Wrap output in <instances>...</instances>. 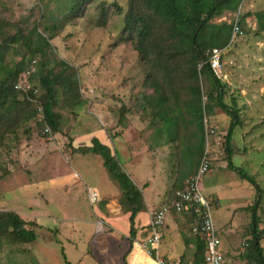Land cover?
Returning a JSON list of instances; mask_svg holds the SVG:
<instances>
[{
	"label": "rangeland",
	"instance_id": "1",
	"mask_svg": "<svg viewBox=\"0 0 264 264\" xmlns=\"http://www.w3.org/2000/svg\"><path fill=\"white\" fill-rule=\"evenodd\" d=\"M129 1L94 0L88 8L85 5L82 17L71 24L66 17L68 0H0V44L16 32H22L24 38L30 37L37 44L40 39L32 29L43 12L48 14L45 13L46 25L53 29L50 34L56 35L52 38V48L46 50V55L31 52L25 64L27 67L32 57L38 61L36 74L32 77L38 92L45 93L41 80L44 75L51 76V72L72 73L79 83V94L69 96V100L74 101V109L65 101L62 88L56 85V109L62 114L64 133L52 138L44 136L41 124L36 125L33 121L28 125L32 131L30 137L26 132L28 127L2 137L0 211L18 213L29 223V228L36 230L38 237L31 243H12L0 238V264H120L129 246L127 238L121 239L122 234L130 231L129 215L121 213L113 219L116 225L113 231L106 230L95 236V208L99 207V201L96 204L90 201L89 189L99 184L110 194L113 190L118 191V187L108 179L102 158L73 153L72 141L77 147L91 144L93 137L111 146L114 143L123 166L134 172L133 177L139 184L142 180L139 173L146 174L148 166L156 178L162 174L159 169L165 166L166 173L161 180H167L175 173L174 180L177 181L180 175V157L191 137H187V130H182L181 125L177 132L179 136H175L176 130L172 131L166 121L169 117L159 116V113L166 109L164 103L176 106L181 100L178 97L185 99L187 91L181 86L179 74L171 68L166 71L168 74L156 68L154 71L137 50L136 28L125 29ZM116 5L122 7L123 12H117ZM249 5L255 7L227 11L214 18V22L239 21V17L250 10L244 22V33L232 35L228 45L221 48L224 67L219 75L227 84L225 100L239 107L242 118V125L236 128L232 140V160L254 175L264 188V38L256 33L258 23L254 13L264 9V0H251ZM61 21L64 23L60 24ZM161 33L162 30L156 37L150 36L153 37L150 41L155 38L167 40ZM17 47L18 43H12L7 49L8 63L22 58L25 48H21V44ZM165 47L166 43L162 50L166 51ZM150 57L152 61L154 56ZM201 78L205 89L211 86L206 77ZM173 90L179 95L173 94ZM161 98H165L163 104ZM76 100L80 103L75 105ZM38 114L39 120L42 115L40 111ZM230 122L231 117L216 102L207 105L203 133L205 150L200 158L207 153L211 169L202 175L199 186L212 198L216 228H224L232 213L237 211L234 225L238 230L230 235L233 239L236 235L231 258L236 264H256L240 255L247 250V247L243 250L242 243L252 235V208L258 194L251 182L228 167L225 136ZM198 140L192 139V146ZM143 146L153 151V162L147 155L139 156ZM66 169L69 171H64ZM58 172H66L62 173L64 179ZM68 188L74 193L71 197L66 194ZM217 194H220L219 204ZM247 201L249 204L244 205ZM260 203L257 212L260 228L264 229V200ZM191 227H188L187 235L191 233ZM95 237L107 242L98 253ZM262 243L264 246V236ZM187 255L192 256V253L187 252ZM147 260L146 264H158L152 258L147 257ZM190 261L193 260L186 258L183 264H192ZM227 263L233 261L228 259Z\"/></svg>",
	"mask_w": 264,
	"mask_h": 264
},
{
	"label": "trees",
	"instance_id": "2",
	"mask_svg": "<svg viewBox=\"0 0 264 264\" xmlns=\"http://www.w3.org/2000/svg\"><path fill=\"white\" fill-rule=\"evenodd\" d=\"M93 2L94 0H68L66 17H69L71 24H75L80 18L85 5L88 8L89 4ZM243 2L244 0H130L125 13V29L136 28L135 46L145 60L150 62L154 71L156 68L157 71L161 70V72L168 74L166 71L171 68L176 74H179L181 86L187 91L185 99L177 98L181 100L176 106L165 103L164 105L162 101L165 98H161V103L166 109L159 113V116L169 117L166 121L172 131L176 130L177 133L180 129L179 125H181L182 130H187V137H191L186 150H183L180 157L182 164L180 175L170 187L167 194L168 198L164 204H170L175 192L185 186L186 178L198 171L199 164H201L199 160L202 159L200 157L205 150L204 115L207 105L216 102L231 117L228 133L225 136L228 167L236 170L241 178L251 182L258 194L256 205L252 208V235L248 239L249 246L241 256L255 261L256 264H264V246L262 243L264 229L260 228V216L257 212L258 205L264 200V188L257 182L254 175L235 165L232 160V140L236 128L242 125L240 109L235 103L229 104L225 100L227 84L208 62L210 50L224 48L228 45L233 35L235 23V21L229 23L225 20L216 23L214 18L224 15L227 11L238 12ZM116 6L117 12H123L122 7ZM49 12L50 14L53 13ZM45 13L47 14L46 11ZM45 13L43 12L32 29V32L36 33L40 39L37 44L30 37L24 38L22 32L8 35V38L0 44V143H4L3 135H14L21 128H27L33 121H36V125L41 124L40 128L44 136H49V133L46 132L47 126L53 136L64 133L62 114L60 111L59 114L56 109L58 103L56 85L62 88L61 91L66 95L65 101L67 100L69 107L74 109V101L69 100V96L79 94V83L72 73L54 74L51 72V76L49 74L44 75L41 80V86L45 90L43 94L41 92L34 93L33 88H16L22 73L28 67L25 64L29 54L33 52L34 54L46 55V50L52 48V38L56 35L50 34L53 29L46 25L48 22ZM255 15L258 23L256 33L264 38V9L257 11ZM248 16L249 13L239 17L238 22L242 29ZM2 19L3 17H1V21H4ZM151 21L152 24H150ZM62 23L64 21L60 22V24ZM137 24L140 25L137 26ZM40 27L42 28L39 29ZM62 27L65 28L64 24ZM161 30L162 36L165 34L167 40L160 41L155 38L150 41L153 38L150 36L156 37ZM12 43H18V47L21 44V48L24 47L25 51L20 60H11L8 63L6 61L9 56L7 49ZM165 43L166 51L162 50ZM151 55L154 56L152 61ZM200 65H202L201 68ZM35 74L36 72L32 74L31 79ZM202 76L210 81L211 86L207 89L203 86ZM172 92L179 95L177 90ZM79 103V100L75 101V105ZM39 105L43 107V110L42 118L40 117L38 120ZM62 112L64 114L66 111ZM27 130L26 132L30 137L32 134L30 127ZM179 134L177 133L175 136H179ZM194 138L199 140L194 141L192 146V139ZM72 142L73 153L92 154L102 158L108 178L117 185L120 191L118 200L121 210L129 214L131 235L133 236L131 238L134 241L137 233L135 218L147 207L143 191L135 181L133 174L123 166L113 147L109 143L102 142L98 137H93L91 144L78 147ZM174 213L187 215L185 211H174ZM190 217L193 226L196 217L193 214ZM28 224L16 212L0 211V238H6L12 243L34 242L38 235L34 228L28 227ZM190 240L195 243L192 264H204L207 251L205 238L200 234H195L191 227ZM183 262L181 261L179 264H183Z\"/></svg>",
	"mask_w": 264,
	"mask_h": 264
},
{
	"label": "crops",
	"instance_id": "3",
	"mask_svg": "<svg viewBox=\"0 0 264 264\" xmlns=\"http://www.w3.org/2000/svg\"><path fill=\"white\" fill-rule=\"evenodd\" d=\"M250 1L251 0H245L242 4L241 9L243 10L245 7H248V8H250L252 6L255 7L254 5H249ZM245 12L250 13V10L245 11ZM256 12L257 11H255L254 13H256ZM106 143H108V142H106ZM145 145H146V143H145ZM112 146L114 147L115 152L118 156L119 153H118L117 147L115 146L114 143H112ZM155 149L157 151L159 150L158 147H155ZM155 153L156 152H154V154ZM162 153L163 152H161V154ZM151 154H153V151L150 152V150L148 151L147 149H145V146H143L141 154L139 156L143 158V157H146V155H147V156H149V159L148 158L147 159L149 161L153 162L154 155H151ZM169 163H170L169 166L172 167V164L170 161H169ZM69 168H72V166L69 165ZM159 170H161L162 174L159 175V178H156L153 175V172H150V167L148 166V168L146 170V174L145 173H143V174L139 173V176L142 179L141 183L139 184L135 180L137 182L138 186L143 191L147 209L145 211L139 213L135 218V226L137 228V233L135 235L134 241L131 238V237H133L131 235V221H130V231L122 234V235H124V237H122L121 239L127 238L128 242H129V246L127 247L128 249L126 250L123 258L120 259V264H146L148 261L147 257L152 258L153 260L157 261L156 258L150 257L149 255L146 254V252L139 246V242L149 235V232H150V229H149L150 211L153 209H156L158 207H161L165 203L166 199L168 198L167 192H168V190H170V187L173 185V183L175 181L174 180V178L176 177V176H174L175 173H172L173 175L170 174L171 177H169V178L167 176H165V177H167V180H164V179L161 180V177H163L162 175L164 173H166L165 166L161 167V169H159ZM64 171L68 172L69 170L66 169ZM66 172H58L57 174L59 176H61V178L64 179V177H63L64 175L62 173H66ZM131 172H132V174L134 173L132 170H131ZM46 174L48 177H50V179H52V176L49 174V172H47ZM106 175H107V173H106ZM90 190H97L100 194L99 207L95 208V217H96V219H95V236H96V234L103 233L106 230L113 231L116 228V225L113 222V219H117L116 217H119V215L121 213H124L121 210V205H120L119 200H118L119 194H120L119 189H118V191L113 190L109 194L106 191L105 187L99 186V184H95V186H93L92 189H89V192H88L89 199H90ZM69 191H72V189L68 188L66 194L71 197V195H73L74 193L69 192ZM215 193H217V192H215ZM212 195H214V193ZM217 195H218V197H217ZM217 195H216V197L219 201L218 202V204H219L220 203V199H219L220 194H217ZM81 197H82V194H81ZM77 198L78 197H76V199ZM90 201H91V199H90ZM232 201H235V199H232ZM96 203L97 202H95V204ZM218 204H216V205H218ZM248 204H249L248 201L244 202V205H248ZM241 207H243V205ZM236 213H237V211L235 210V212L232 213L233 215L230 216V218H229L230 220H229L228 224H226V226H224V228L221 229V227H220V229H219L217 227L218 234L220 235L221 240H222L221 249L225 255L227 262H228V259L232 260L233 261L232 264H236V260H233L231 258L232 257L231 254L234 255L232 242L234 241L236 235H234V239L230 235L232 233L233 234L237 233V230H238V228L236 229L235 225H234V219L236 217ZM79 217H81V216H79ZM185 217H187V218H185ZM190 218H191L190 214H188V213L186 216H184L183 214L177 215L176 213H174V211H172L171 213H169L167 215L166 223H165V226L163 228V237H162L160 248L158 251V255L160 257H162L164 260L171 262V263H176V264L181 263V261L183 262L186 258L193 260L194 252H195V243L190 240L191 233L188 234L189 236L186 234L188 231V227L191 225ZM129 219H130V217H129ZM219 219H221V217L220 218L218 217V220ZM139 235H141V236H139ZM108 243H111V241ZM104 244H107V242H104L102 240L100 241V238L96 239V237H95V251H96V253H98V251H101V249H103ZM187 252L192 253V256L187 255ZM240 257H241V255H240ZM191 262L192 261H190V263ZM157 263L159 264L158 261H157Z\"/></svg>",
	"mask_w": 264,
	"mask_h": 264
},
{
	"label": "built area",
	"instance_id": "4",
	"mask_svg": "<svg viewBox=\"0 0 264 264\" xmlns=\"http://www.w3.org/2000/svg\"><path fill=\"white\" fill-rule=\"evenodd\" d=\"M244 33L240 26L238 19L234 23L233 35L238 36ZM209 59L211 67L219 74L224 67L223 51L221 48H214L209 51ZM37 59L32 58L29 61L27 69L22 73L21 80L16 84V88L34 89L37 93L39 89L32 83L31 76L36 72ZM202 66V65H200ZM43 107L39 105V111L42 115ZM46 132L49 133L50 138L54 137L51 134L50 128L46 127ZM207 154V153H206ZM204 155L198 171L185 180V186L175 192L170 204H164L161 207L150 211L149 235L139 242V246L150 257H156L160 264H176L164 260L158 255L161 240L163 237V228L166 223V218L172 211H185L190 215H194L196 222L193 223L192 231L195 234H200L206 241V255L204 264H228L225 255L221 249L222 240L218 234L215 225V220L212 214V198L205 195L199 182L202 175L206 174L211 169V162L207 155ZM90 199L93 203L100 201V194L97 190H90ZM249 246L246 240L242 243L243 250Z\"/></svg>",
	"mask_w": 264,
	"mask_h": 264
},
{
	"label": "bare ground",
	"instance_id": "5",
	"mask_svg": "<svg viewBox=\"0 0 264 264\" xmlns=\"http://www.w3.org/2000/svg\"><path fill=\"white\" fill-rule=\"evenodd\" d=\"M160 264V263H159Z\"/></svg>",
	"mask_w": 264,
	"mask_h": 264
}]
</instances>
